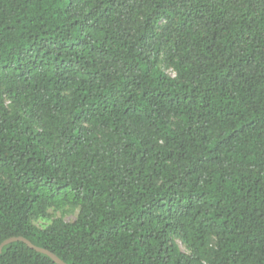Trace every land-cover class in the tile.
<instances>
[{"label": "trees", "instance_id": "trees-1", "mask_svg": "<svg viewBox=\"0 0 264 264\" xmlns=\"http://www.w3.org/2000/svg\"><path fill=\"white\" fill-rule=\"evenodd\" d=\"M17 236L67 264H264V0H0ZM0 264L58 263L17 240Z\"/></svg>", "mask_w": 264, "mask_h": 264}, {"label": "rangeland", "instance_id": "rangeland-1", "mask_svg": "<svg viewBox=\"0 0 264 264\" xmlns=\"http://www.w3.org/2000/svg\"><path fill=\"white\" fill-rule=\"evenodd\" d=\"M167 72L174 75V72L172 69H167ZM49 212H50L51 218L60 217L66 221H72L76 218L78 214V208L73 207V206H66L62 209H50ZM51 218L50 219H43V218L37 219L35 220V223L38 226H44V225H47L52 220ZM179 243L181 247L183 248V250L187 251L186 246L181 241H179Z\"/></svg>", "mask_w": 264, "mask_h": 264}, {"label": "water", "instance_id": "water-1", "mask_svg": "<svg viewBox=\"0 0 264 264\" xmlns=\"http://www.w3.org/2000/svg\"><path fill=\"white\" fill-rule=\"evenodd\" d=\"M23 241L25 242L29 247H31L32 249H35L37 251L43 252L47 255H49L56 263L58 264H67L65 261H63L62 259H60L57 255H55L53 252L49 251L48 249H45L43 247H39L35 244H33L31 241H29L27 238L23 237V236H17V237H11L8 239H5L1 244H0V252L2 251L3 247L13 241Z\"/></svg>", "mask_w": 264, "mask_h": 264}]
</instances>
